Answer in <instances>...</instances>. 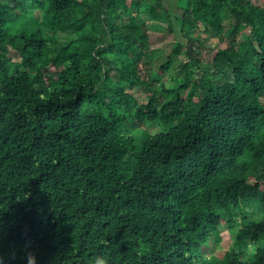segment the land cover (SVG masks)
Here are the masks:
<instances>
[{"label": "trees", "instance_id": "trees-1", "mask_svg": "<svg viewBox=\"0 0 264 264\" xmlns=\"http://www.w3.org/2000/svg\"><path fill=\"white\" fill-rule=\"evenodd\" d=\"M175 1L0 0L2 264L25 245L37 264H264V0ZM176 27L185 77L154 89L142 64ZM200 33L220 40L206 64ZM133 119L179 124L137 137ZM223 226L235 247L205 257Z\"/></svg>", "mask_w": 264, "mask_h": 264}, {"label": "rangeland", "instance_id": "rangeland-1", "mask_svg": "<svg viewBox=\"0 0 264 264\" xmlns=\"http://www.w3.org/2000/svg\"><path fill=\"white\" fill-rule=\"evenodd\" d=\"M168 7L170 8V11L177 14H182L183 11L178 9L176 5L175 0H169ZM147 18V15L145 16ZM227 22H231L230 18H227ZM149 25L152 24V22L148 19ZM162 22H158V24H161ZM163 26L167 27L168 22L162 23ZM233 27L229 30L231 32ZM201 32H204L205 27L203 24L200 25ZM198 35V34H197ZM201 44L197 42L195 46H199V52L195 54V57L200 60L201 63H205L207 60V55L204 54V51H207L209 48H215L220 45V40L218 38L209 37L205 34H199L198 35ZM61 41H65L67 38L66 33H60L59 35ZM225 34V38H226ZM224 38V39H225ZM179 42H184L185 46L182 49V53L180 55L174 54V45ZM187 38L183 36L181 30L176 27V29L173 32L167 31V30H157L155 33V39L152 45V48L157 50V57L154 60V67L153 71L150 72L148 69L145 68L144 64H142V75L141 78H144L146 80H149L151 75L154 74V78H156V83L154 85V89L158 88L162 85V83H165L167 87H171L173 85L172 79L175 77L183 79L185 77L186 71L180 70L181 63L186 62V56L183 53L185 49L188 46ZM10 54L12 57L17 60L19 58V55L16 53V51L11 49ZM170 61L171 67L169 70H163V65H168ZM112 77L115 80L119 79V74L116 70H113L111 72ZM127 89L133 93V95L141 100V101H147L150 95V90L144 85V84H133L128 85ZM156 96L161 99L165 100L166 98L170 99L172 95H168L163 91V89L160 87L157 91ZM189 90H184L183 94L187 95ZM169 96V97H168ZM130 120V118H129ZM179 124V121H175L170 124H165L162 122H147V121H140L137 119H133L127 123L128 132L134 134L135 136H139L142 134L144 130H149L151 133H159L163 131H168L171 127L176 126ZM243 212L246 215H252L251 213L259 212L258 208L254 204H247L243 206ZM243 212L238 210L237 216L238 219L243 215ZM260 215V214H256ZM221 240H217L215 236H212L209 242L204 246L203 248V254L205 257H223L225 253L233 249L235 247L234 242V233L227 229L226 226L221 227ZM251 252L253 253L254 246L251 247ZM242 254H244V251H241ZM246 259V258H245ZM248 260L251 259L250 256L247 257ZM246 259V260H247Z\"/></svg>", "mask_w": 264, "mask_h": 264}, {"label": "clouds", "instance_id": "clouds-1", "mask_svg": "<svg viewBox=\"0 0 264 264\" xmlns=\"http://www.w3.org/2000/svg\"><path fill=\"white\" fill-rule=\"evenodd\" d=\"M15 258V254H13L11 256V259ZM21 258L26 260V264H37L36 254L34 251L30 250V247L28 245H25ZM3 259V256H0V264H2ZM90 264H110V262L106 256L97 254L91 258Z\"/></svg>", "mask_w": 264, "mask_h": 264}]
</instances>
